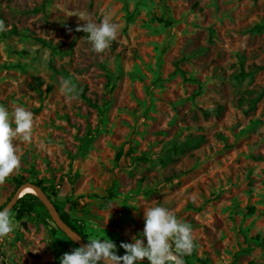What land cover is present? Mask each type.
Instances as JSON below:
<instances>
[{"label":"rangeland","instance_id":"obj_1","mask_svg":"<svg viewBox=\"0 0 264 264\" xmlns=\"http://www.w3.org/2000/svg\"><path fill=\"white\" fill-rule=\"evenodd\" d=\"M104 16L120 28L96 53L77 25ZM0 20V104L34 116L0 204L13 177L40 180L87 236L117 243L143 227L133 207L163 204L193 229L189 261L264 264V68L254 67L264 63V0H0ZM240 68L248 73L236 77ZM65 78L77 98L61 91ZM183 141L197 146L161 163ZM10 211L0 264H59L75 247L42 208Z\"/></svg>","mask_w":264,"mask_h":264},{"label":"clouds","instance_id":"obj_2","mask_svg":"<svg viewBox=\"0 0 264 264\" xmlns=\"http://www.w3.org/2000/svg\"><path fill=\"white\" fill-rule=\"evenodd\" d=\"M85 21L77 25V31L83 30L88 34L87 39L94 52L103 53L116 40L120 25L108 16L102 17L99 22ZM5 27L4 21L0 20V31ZM60 88L70 99L79 95L78 87L71 78L63 79ZM33 128L31 110L24 106L9 110L6 105L0 104V183L20 169L21 157L15 142L18 138L30 142ZM141 207L142 229L119 243L98 232L89 233L85 239L66 230L77 246L63 252L59 264H185L184 257L191 255L195 246L191 225L163 204L133 207L134 212ZM10 210L11 206L0 208V238L6 237L16 226ZM120 249H123L122 253Z\"/></svg>","mask_w":264,"mask_h":264},{"label":"trees","instance_id":"obj_3","mask_svg":"<svg viewBox=\"0 0 264 264\" xmlns=\"http://www.w3.org/2000/svg\"><path fill=\"white\" fill-rule=\"evenodd\" d=\"M47 1V0H45ZM33 10H37V8H33ZM258 28H262L264 27V23L261 25L257 26ZM8 32L11 33H17V29L15 28V26H12ZM84 32V31H83ZM1 33H5V32H1ZM85 33V32H84ZM86 35H88L87 33H85ZM255 69H260V68H264V63L261 65H256L254 66ZM248 72H246L243 68H240L239 72L235 73L236 77L239 76H243L246 75ZM85 88H83L81 90V94L82 96L87 100L88 104L96 106L99 109V112L102 114L105 111V108L100 107V105H98L96 102L91 101V99L89 97H87L84 94ZM200 92V86H198V89L194 92V95H196L197 93ZM258 97V96H257ZM250 98L248 101L251 104V106L254 105L256 98ZM243 99V98H241ZM242 101V100H241ZM107 103V100H105L104 104ZM220 108V107H219ZM197 141V139H196ZM197 146V142H191V141H183V142H173L170 147H169V151L171 153H166L163 157L160 158L161 163L166 164L170 161H174L177 159L178 155H182L185 152L189 151L190 149H193L194 147ZM122 155V151L119 150L116 152V160H119L120 157ZM139 158L141 159H145L144 156H139ZM69 175H70V182L73 183L74 179L77 176V172L76 171H72V164H70V169H69ZM15 184V187L19 186L21 183L25 182L26 180L22 177H13L12 178ZM37 185H40L41 188L46 192V194L48 195V197L52 200L55 208L58 210L61 218L74 230L76 231L78 234L82 235L85 239L88 238L87 234L82 231L72 220V218L70 217L69 213L64 211L57 203L56 200L54 198V196L57 195V188H55V186H47L45 184L42 183V181L40 180H35L34 181ZM108 195L113 196V192L111 189L108 190ZM13 194V193H12ZM27 196L31 197L32 201L27 198ZM11 196H9L7 198V200L0 204V208H2L6 202L10 199ZM36 207L42 208L45 212V215L47 217L48 220H50L53 224L54 222L52 221L47 209L45 208V206L43 205V203L40 201V199L32 194V193H25L23 194L20 198H18V201L13 205L12 209H15V217L17 219H21L24 215L29 214L31 211L36 210ZM254 210L253 206L249 207V211L252 212ZM39 212L36 211V214H38ZM54 232H59L65 241H67L68 243H70L71 245L77 246L71 239H69L66 234L59 229L55 224L54 227L52 229ZM120 252H123V249H120ZM185 260V264H195L194 262L189 261L188 259H186V257L184 258ZM205 264V263H204ZM246 264H257L254 260H249Z\"/></svg>","mask_w":264,"mask_h":264},{"label":"water","instance_id":"obj_4","mask_svg":"<svg viewBox=\"0 0 264 264\" xmlns=\"http://www.w3.org/2000/svg\"><path fill=\"white\" fill-rule=\"evenodd\" d=\"M25 187H31L34 191V195H36L40 201L43 203V205L45 206V208L47 209L52 221L54 222V224L61 229L66 236L69 238L68 233L66 230L68 231H72L74 233H77L76 231H74L60 216L58 210L55 208L52 200L48 197V195L46 194V192L41 188L40 185H37L35 182L33 181H25L23 183H21L19 186L16 187L14 193L12 194V196L10 197V199L6 202V204L2 207H8L11 206V208L13 207V205L18 201V198H20L23 193V189ZM70 239V238H69ZM83 239V237H82ZM73 241V240H72ZM74 242V241H73ZM76 244V242H74Z\"/></svg>","mask_w":264,"mask_h":264},{"label":"bare ground","instance_id":"obj_5","mask_svg":"<svg viewBox=\"0 0 264 264\" xmlns=\"http://www.w3.org/2000/svg\"><path fill=\"white\" fill-rule=\"evenodd\" d=\"M28 192L34 194V191L31 187H25L22 191L23 194L28 193Z\"/></svg>","mask_w":264,"mask_h":264}]
</instances>
